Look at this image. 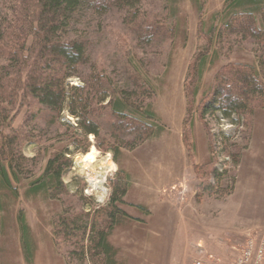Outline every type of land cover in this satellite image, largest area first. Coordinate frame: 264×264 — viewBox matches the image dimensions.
<instances>
[{
	"label": "rangeland",
	"instance_id": "obj_1",
	"mask_svg": "<svg viewBox=\"0 0 264 264\" xmlns=\"http://www.w3.org/2000/svg\"><path fill=\"white\" fill-rule=\"evenodd\" d=\"M226 2L140 0L136 7L140 15L136 25L126 22V19H131L129 12L111 10L99 14L89 7L73 21L70 36L86 45L89 63L68 79L70 87L86 86L91 78L100 79L112 87L113 92L109 94L114 99L126 93L130 102L137 108L141 107L142 112H153L155 119L146 118L145 122L154 127V136L143 143L138 144L134 136L118 131L107 102L102 105L92 102L89 111L96 118L99 136L85 137L78 129L77 120L68 111L62 115L52 113L25 91L24 68L10 69L12 76L4 87L12 98L11 103L7 96L0 98V108L5 109L0 115V132L9 136V141L18 137L22 154L28 162L20 181L12 180L11 187L0 191V264H91L88 261L82 263L75 255L78 247L56 235V222L64 213L91 212L93 215L98 210L100 226L113 224V229L107 232L116 251L115 264H155L151 259V244L146 241L149 234L148 208L142 207V211L138 206L129 205L125 202L128 200L126 196V205L119 204L118 207L128 217L110 207L114 187L122 178L119 172L128 176L127 191L134 189L136 200L146 199L145 194L149 193L154 195L155 204H195L199 213L202 210L200 204H204L201 216L204 224L210 223L217 231L221 228L222 233L210 243L202 244L204 250L200 252L191 251L196 246L194 243L185 246L186 242L181 238L173 239L169 253L162 262L159 260V264H194L196 261L203 264H244L242 261L246 255H249L247 264H257L260 253L263 254L260 264H264V210L242 211L241 224L228 226L230 218L237 214L233 201L237 177L244 170L264 174V102L257 101L253 114L247 118L233 116L228 119L218 113L201 121L200 113L195 114L197 126L194 129L193 125L192 130L187 127V136L183 124L182 141L188 160L185 166L176 167L178 174L175 176L167 177L166 172L156 176L158 167H166L169 155L166 151L172 150L168 145L176 139L174 126L181 107L187 111L184 88L189 67L199 49L206 45L205 36L209 30L221 22ZM16 6L17 0H0V25L4 28L7 26L2 22L11 18ZM149 24L160 30L152 44L143 40V33L139 30V26ZM31 43L32 39H29V45ZM222 46L221 50L214 49L216 54L210 58L200 95L193 104L196 110L203 95L211 91L216 75L225 66L244 64L257 67L259 61L264 60V44L249 40ZM262 82L264 84V76ZM4 101L7 104L2 103ZM139 118L145 119L144 116ZM194 131H197V136H203L208 159L207 164L197 166L208 165L215 155L217 166L224 175L218 183L219 190L227 194L206 195L200 192L201 182L195 171L194 177L188 176L187 173L197 163ZM0 143L6 142L0 139ZM98 146L103 150L118 148L119 152L117 155L103 152ZM78 147L82 150L89 147L88 153L95 149L96 158L91 168L84 169L74 160L86 154L77 152L71 156L73 166L64 176L68 193L59 195L57 199H52L42 190L34 193L32 190L38 186L48 162L66 150L73 152ZM232 156L239 158L237 166ZM108 162L114 163L116 168L108 170ZM242 162L249 168L241 167ZM20 214L26 218L27 238H24L19 223ZM110 214L115 216L111 219ZM227 216L229 219L225 218ZM164 260L167 261L164 263Z\"/></svg>",
	"mask_w": 264,
	"mask_h": 264
},
{
	"label": "trees",
	"instance_id": "obj_2",
	"mask_svg": "<svg viewBox=\"0 0 264 264\" xmlns=\"http://www.w3.org/2000/svg\"><path fill=\"white\" fill-rule=\"evenodd\" d=\"M139 3L140 0H17L11 18L2 22L7 27L0 25V98L7 96L11 103L12 96L6 93L4 83L12 76L10 69L24 68L25 91L52 113L62 115L68 111L77 120L78 129L85 137L99 136L98 124L94 120L96 118L89 111L92 102L96 101L100 105L107 102V107L112 111V121L118 131L127 136H134L138 144L151 139L154 136V127L145 121L155 119V114L150 111L142 112L141 107L137 108L130 102L126 93L114 99L109 94L113 92L112 87L96 78H91L86 86L71 88L68 83V79L77 74L81 66L89 63L86 45L80 39L70 36L73 32L71 25L76 16L87 7L99 14L117 10L131 13H128L131 19H126V22L136 25L140 16L136 10ZM222 17L217 27L211 28L205 36L206 45L199 49L189 67L184 88L187 102L184 122L186 136L188 132L185 133V130L187 127L192 130L194 115L197 113H200L201 121H205L206 116L218 113L228 119L233 116L247 118L253 114L257 101L264 102V60H260L257 67L244 64L225 66L216 75L211 91L201 98L198 109L193 107L200 95L210 58L216 54L214 49L221 50L225 43L239 44L249 40L264 44V0H227ZM139 30L147 44H152L160 31L152 24L141 25ZM202 32L200 27V34ZM29 39H32L31 45ZM149 97L150 94L146 99ZM2 103L7 104L5 101ZM2 110L0 108V115ZM140 116L145 119L139 118ZM9 138L0 132V139L6 142L0 143V191L1 188L11 187L12 180L20 181V176L26 169L25 163L28 162L22 154L18 137L15 136L10 141ZM98 149L103 152L110 151L114 155L119 152L118 148L103 150L98 146ZM88 151L89 147L83 150L78 147L73 152L66 150L51 159L43 177L37 182L38 186L32 191L38 193L42 190L52 199L67 194L68 187L64 176L73 166L71 156L77 152L87 154ZM232 157L234 165L237 166L239 158ZM212 158L206 166H194L195 174L201 182L200 192L210 196L227 194L228 192L222 193L219 190L218 183L224 175L217 166V157L213 155ZM120 176L122 178L114 187L110 207L116 213L128 217L118 207L119 204L126 205L124 198L128 188V176L119 172ZM1 201L0 194V203ZM138 209L144 211L142 207ZM99 214V210L93 215L91 212L64 213L56 222V235L68 239L73 246L78 247L75 255L82 263L88 261L91 264H115L113 259L116 251L108 239L113 224L100 226ZM114 216L110 214L111 219ZM19 223L24 238H27L29 230L24 214H20ZM1 230L0 216V234Z\"/></svg>",
	"mask_w": 264,
	"mask_h": 264
},
{
	"label": "crops",
	"instance_id": "obj_3",
	"mask_svg": "<svg viewBox=\"0 0 264 264\" xmlns=\"http://www.w3.org/2000/svg\"><path fill=\"white\" fill-rule=\"evenodd\" d=\"M181 108L182 109L180 110V113L178 115L177 123L174 126L176 139L168 145V147L172 150L166 151V155L169 154L165 163L166 167H158L159 174L156 175L157 177L161 174H165V172L167 174V177L175 176L176 174H178L175 168L179 166L180 168L184 167L186 161H188L184 142L182 141V132L186 115V108ZM196 126V123H194V129L196 128ZM194 132L196 138L197 152L196 166L205 165L208 163V159L206 157V143L201 134L200 136L199 134L197 136V131ZM243 166L244 169L249 168V166H247V163L245 162H242L241 167ZM187 174L189 177H194V169L192 170L191 168V170ZM163 177L164 176L162 175V178ZM135 195L137 194L134 189L131 190L129 188L126 194V199L128 200H126L125 202L129 205L133 204L134 206L148 208L147 211L150 213V217L148 220L147 231L149 234L146 235V241L151 244V259L155 262V264H159V260H161L162 262L163 259L166 258L167 254L169 253V249L171 248H169V244L173 242V239L181 238L184 242H186L185 246L194 243L196 244V246L195 248H192L191 251L200 252L202 249L204 250V248H202V244L210 243L213 238H215V236L219 235V233H222L221 228L217 231V229L214 228L213 225H211L210 223L208 225L204 224V219L201 218V216H203L202 211L204 209V204H200V206H202V210H200L199 213V210L197 211V206L195 204L193 206L190 205V203L189 205H185L184 203L175 204L173 202L171 205L167 204L163 206L162 204L158 205L153 202V194L146 193V199L144 198L143 200H140V198L136 200ZM194 196L195 193L193 191V197ZM233 198L235 204L234 209L235 211H237V214H234L233 216L231 215V222L228 226H235L236 223L241 224L242 211H263L264 174L257 173L255 171H242L241 174L237 177V184ZM205 214L206 213H204V215ZM227 217L225 218L229 219L230 215L228 218ZM166 261L167 260H164V263Z\"/></svg>",
	"mask_w": 264,
	"mask_h": 264
},
{
	"label": "bare ground",
	"instance_id": "obj_4",
	"mask_svg": "<svg viewBox=\"0 0 264 264\" xmlns=\"http://www.w3.org/2000/svg\"><path fill=\"white\" fill-rule=\"evenodd\" d=\"M95 156H96V151L95 149H92L90 153L86 154L82 158L84 169H89L92 167V164L95 162V158H96ZM115 168H116V165L114 163L108 162V165H107L108 170H113Z\"/></svg>",
	"mask_w": 264,
	"mask_h": 264
},
{
	"label": "built area",
	"instance_id": "obj_5",
	"mask_svg": "<svg viewBox=\"0 0 264 264\" xmlns=\"http://www.w3.org/2000/svg\"><path fill=\"white\" fill-rule=\"evenodd\" d=\"M251 250V249H250ZM248 253H250L249 252V250H248ZM248 258H249V255H246V258H244L245 260H243L242 261V263H246L247 264V262H248ZM263 259V254L262 253H260L259 255H258V260H260L259 261V263H257V264H260V262H261V260ZM194 264H203L201 261H196Z\"/></svg>",
	"mask_w": 264,
	"mask_h": 264
},
{
	"label": "water",
	"instance_id": "obj_6",
	"mask_svg": "<svg viewBox=\"0 0 264 264\" xmlns=\"http://www.w3.org/2000/svg\"><path fill=\"white\" fill-rule=\"evenodd\" d=\"M74 162L76 165L83 166L82 158H76Z\"/></svg>",
	"mask_w": 264,
	"mask_h": 264
}]
</instances>
